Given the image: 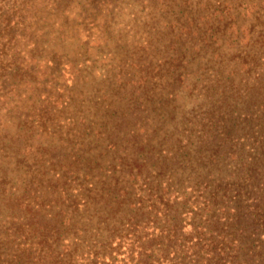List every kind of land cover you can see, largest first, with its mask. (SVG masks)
Here are the masks:
<instances>
[{
  "label": "rangeland",
  "instance_id": "1",
  "mask_svg": "<svg viewBox=\"0 0 264 264\" xmlns=\"http://www.w3.org/2000/svg\"><path fill=\"white\" fill-rule=\"evenodd\" d=\"M9 1L23 9L18 34L28 39L17 44V65L27 69L13 79L1 112L0 175L4 168L7 177L0 188V236L14 232L11 252L35 243L28 226L33 212L24 205L44 202L59 212L64 198L46 177L72 170L78 158V170L89 166L107 181L115 175L134 190L145 179L126 174L132 160L158 157L156 171L142 176L167 181L160 167L175 169L171 180L190 198L210 178L236 179V165L252 145L264 143V0L228 5L237 26L232 40L220 39L221 47L207 53L196 50L198 29L210 17L227 19L225 12L211 16L226 0H106L98 9L89 0ZM240 53L249 54L247 63ZM173 72L182 77L175 92ZM225 129L237 140L239 158L205 161L210 164L198 169V155L214 149ZM138 141L142 153H136ZM188 159L195 166H187ZM7 196L21 198L22 206L4 201ZM93 209L76 214L67 208L65 218L92 229L99 220ZM128 213L122 208L117 221Z\"/></svg>",
  "mask_w": 264,
  "mask_h": 264
},
{
  "label": "trees",
  "instance_id": "2",
  "mask_svg": "<svg viewBox=\"0 0 264 264\" xmlns=\"http://www.w3.org/2000/svg\"><path fill=\"white\" fill-rule=\"evenodd\" d=\"M242 1L226 0L227 4H219L220 7L223 5L222 9L212 12L211 16L225 12L228 17L220 15L214 20L210 17L203 25L207 27L198 29V53L215 52L221 47L222 38L232 40L237 26L229 14L228 5ZM89 2L88 5L96 4L95 9L99 4H106V0ZM21 13L23 9L16 7L15 3L0 0V127L4 120L1 112L11 92V83L27 69L21 66L22 62L17 65L20 58L17 44L28 40L26 35L18 34L23 26ZM257 20L260 21L259 18ZM248 55L240 53L243 64L248 62ZM171 79L170 90L175 92L182 84V77L173 72ZM229 134L230 130L225 129L221 134L225 138L217 142L214 149H205L202 155H198V169L219 160L239 158L237 140ZM136 143V153L144 152L143 142ZM199 150L196 153H201ZM249 150L247 159L236 165V179L210 178L200 183L197 196L190 198L186 189L182 191L171 180L175 169L168 171L163 165L160 167L164 168V172H160L161 177L166 173L169 176L167 181H162V178L147 181L146 176H142L144 170L147 175L156 171L153 164L163 161L158 157L155 162H148V158L132 160L126 174L134 177L135 173L137 178L145 179L143 185L134 190L122 186L123 180L111 171L112 179L107 181L98 177L99 173L92 172L89 166L83 171L78 170V158L72 170L66 168L61 173L56 172L52 178L46 177L51 183L54 180L52 192L59 189L57 194L64 198L63 207L60 205L59 212L55 213L53 205L39 202L38 206L27 202L25 208L33 212L29 217V235L35 243H24L21 246L27 249L11 252L7 247L8 236H13L14 232L1 235L0 264H264V143L258 142ZM187 166L195 165L188 159ZM2 173L0 188L4 189L6 169L3 168ZM98 182L101 184L99 189ZM14 199L7 196L4 201L11 203L14 200L22 206L21 198ZM189 200H193L192 207L183 209L182 205ZM67 202L70 204L65 207ZM93 206L99 220L92 229L78 224L79 221L72 216L65 218L67 208L78 214L80 208L89 211ZM124 207L129 216L126 220L117 221L116 214ZM25 218L26 214L17 221L18 225L10 223V227L23 226L20 221ZM6 223L3 221V227ZM88 235L90 241L87 240Z\"/></svg>",
  "mask_w": 264,
  "mask_h": 264
}]
</instances>
